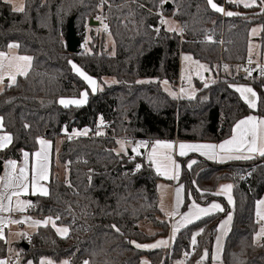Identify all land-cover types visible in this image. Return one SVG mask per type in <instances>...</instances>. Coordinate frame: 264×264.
Here are the masks:
<instances>
[{
    "label": "trees",
    "instance_id": "trees-1",
    "mask_svg": "<svg viewBox=\"0 0 264 264\" xmlns=\"http://www.w3.org/2000/svg\"><path fill=\"white\" fill-rule=\"evenodd\" d=\"M168 2L169 9L157 0H139L142 8L132 0H109L112 7L105 5L102 13L109 20L113 53L111 49L93 48L71 54L65 45L68 23L72 20L80 35L100 12L99 0H24L23 13L14 12L0 0V51L16 43L19 54L32 57L27 76L18 77L0 93L3 131L13 136V143L0 151V161L20 162L21 150L30 155L37 150V138H66L59 155L66 178L58 181L51 175L49 195L33 197L30 214L39 220L59 216L55 224L69 231L59 237L51 225L38 227L27 243H16L20 264H37L40 258L54 262L70 259L73 264L84 258L89 264H139L143 257L148 264H168L167 249L144 251L130 243L166 237L169 227L159 219V177L142 157L118 156L117 141L220 142L229 137L238 120L251 114L264 117V76L260 80L253 77L251 82L260 97L255 110L229 87L243 82L234 75L232 66L247 57L251 27L264 28V8L239 7V15L222 17L207 0ZM214 2L226 10L237 9L224 0ZM129 10L133 15H128ZM160 13L170 16L177 28L184 29L183 34L167 31L166 25L159 23ZM154 27L160 28L158 34ZM258 42L263 52L264 31ZM181 53L208 65L216 77L207 88L197 83L194 99H174L160 88L164 80L177 84ZM70 61L99 83L103 78H113L117 83L104 85L102 91L93 94ZM143 79L149 82L137 83ZM84 91L89 95L83 106L60 105L61 98H79ZM101 117L104 126L98 127ZM25 124L30 127L25 128ZM85 129L89 130L87 135L69 140L73 131ZM98 130L104 134L96 135ZM244 173L250 177L241 179ZM221 181L233 184L234 199L221 263L264 264V244L253 242L257 231L255 203L264 193V157L224 165L200 160L190 170L183 168L179 182L184 185L186 204L191 196L201 205L220 201L225 209L177 231L171 243V261L189 254L191 238L200 232L185 264H198L205 250L208 256L203 264H211L217 226L228 212L224 199L213 194ZM141 221H149L161 231L147 236L138 230ZM3 257L4 245L0 243Z\"/></svg>",
    "mask_w": 264,
    "mask_h": 264
},
{
    "label": "snow or ice",
    "instance_id": "snow-or-ice-1",
    "mask_svg": "<svg viewBox=\"0 0 264 264\" xmlns=\"http://www.w3.org/2000/svg\"><path fill=\"white\" fill-rule=\"evenodd\" d=\"M5 3H10V0H4ZM133 3H137L139 7H144V5L139 4V0H132ZM157 2L163 6L164 3L168 2V0H157ZM228 3L235 4L237 6L242 5L244 8H252V7H261L264 8V0H227ZM207 4L210 6L212 10L217 13H221L225 16L232 17L235 15H239V13H234L232 11H225V9L221 6H218L214 0H207ZM107 5L109 8L112 5L109 3V0H99V4L97 7L103 12V9ZM123 7V6H121ZM14 12L23 13L25 11L24 5H20L19 7H13ZM129 16L133 15L131 10L128 13ZM161 16L159 21L162 25H167V31L170 32H178L183 34V28L173 27L169 20L163 18L162 13L158 14ZM97 20H100L101 23L104 22L105 17L97 16ZM103 27L105 31H108V24L103 23ZM153 30L158 34L160 32V28L154 27ZM264 31V28L257 29L253 28L251 30V35L255 37L259 32ZM109 35L111 33L109 32ZM209 42H212L211 36L207 37ZM19 45L16 43H12L8 45L9 50L18 48ZM256 46L253 45L251 42L249 43L248 47V60L247 63L252 65L255 63L253 61L252 56L254 52V48ZM184 60H192L190 56H184ZM32 57L30 56H21V55H11L10 52H2L0 51V84H3L5 78H7L11 83L14 84L16 82L17 76H27L28 70L31 67ZM194 64L197 65V75H200V72H210L211 69L199 61H192ZM69 63H72L71 61ZM72 68L76 71V73L88 84L91 88L92 93L94 94L99 85L95 79L91 76L87 75L83 72L77 65L72 63ZM225 71H228V66H224ZM239 70V69H238ZM259 73L261 76H264V66H259ZM244 71L247 73V77H252L253 69L252 68H244ZM246 77V78H247ZM183 79V77H182ZM203 79V77H201ZM146 81H137V83H145ZM188 82L191 83V76L188 77ZM112 83H117V81H112ZM163 85L167 86L169 81L164 80L161 82ZM215 83V81H213ZM204 87H209L208 83H204ZM229 87H233L236 92L240 94L241 99L250 109H257L258 102L260 101V97H258L256 91L250 86H235L229 84ZM99 90H103L99 88ZM169 95H172L173 98H183V96H177L176 93L172 92L170 89ZM185 89L182 87L180 89V93H184ZM89 93L84 91L81 93L82 99H65L61 98L59 103L68 108L70 106L81 107L87 103ZM189 99H193L194 95H189ZM104 126L103 118H100V125L98 127ZM4 122L3 118L0 117V132L4 130ZM30 127L29 125L25 124V128ZM65 134H67V129L65 128ZM88 129L83 131H73L71 135H69V139L72 137H79L88 134ZM102 131H97L96 135H103ZM40 148L39 150L35 151L32 156V163H31V176H29V161H30V154L27 151H22L23 156V164L22 166L17 165L16 160H8L4 166V174L0 176V213H12V212H19L23 213L28 208L32 207L33 204L31 201L24 200L21 197L25 195H40V196H48L49 190L44 183L48 181L50 176V149H51V142L44 139V138H37L36 141ZM13 143V136L4 132L0 135V151L7 149ZM117 143L120 145V150L116 152L119 156L121 152L125 155L128 154L126 145L132 143L127 140H118ZM149 147L148 142L140 141L136 142L131 147V152L135 154V156H141L142 153L140 151L141 148L147 149ZM176 147L173 143L163 142V141H155L151 145V151L148 154V160L150 163L154 164L156 167V172L158 175H163L167 179H178L179 177V168L180 165L176 163L173 159L172 150ZM179 148V155L184 156L188 152H198L201 156L206 157L209 160L217 161L220 163H225L232 160H251L255 158V155L258 154L260 157H264V117H257L255 115H249L246 118H243L235 123L232 129V135L230 139L223 141L222 143L216 144H192V143H180L178 145ZM134 159V157H132ZM197 161L193 160L188 164V167L191 168L192 165L196 164ZM141 165L136 166V170L139 171ZM69 187L72 185L69 183ZM233 185L227 184L222 185L220 189L213 193L214 195H221L226 194L227 200L229 204H233L232 196L230 195L232 191ZM200 191L199 189H197ZM183 191V186H180L176 190L177 194V208L179 207V198L180 193ZM203 195V193H202ZM15 198V200H14ZM7 202V203H5ZM14 202V207H13ZM213 210L218 212H223L224 208L221 207L218 203H212L209 207H201L195 201L192 202L191 208L189 212L182 217L181 224L187 226L188 224L192 223L194 220H198L201 218L202 215L207 216L212 214ZM257 223L264 222V199H261L257 202L256 205V212H255ZM60 217L56 216L48 217L43 221L40 220H31L30 217H25L24 220L21 219H8L6 221L7 224H21L25 223L26 221H31V227H38V226H45L47 227L49 223H52V226L56 228L58 234H66L68 233L69 229L67 227H56L55 221L59 220ZM232 220V215L229 214L218 227V231L226 229V226ZM5 224V219L3 216H0V240H6V237L3 232V225ZM115 231L119 232L120 229L116 225H112ZM178 227H174L173 230V237L176 234ZM25 235V234H20ZM196 235H200V232H197ZM261 237H264V225L261 226L259 232L256 235V239L259 240ZM221 242V236L217 237V246L219 250ZM130 243L134 244L137 248H157L160 246H167L168 241H158L156 244L152 245H140L135 241H130ZM192 244H196V236L194 235L192 238ZM208 256L207 250H205L204 255L201 258V261H198V264H203V260ZM0 264H10L8 260L0 259ZM29 264H32L29 261ZM41 264H52L51 261L42 260ZM66 264V262H65ZM84 264H89L88 261H85ZM146 264V262H145Z\"/></svg>",
    "mask_w": 264,
    "mask_h": 264
},
{
    "label": "crops",
    "instance_id": "crops-1",
    "mask_svg": "<svg viewBox=\"0 0 264 264\" xmlns=\"http://www.w3.org/2000/svg\"><path fill=\"white\" fill-rule=\"evenodd\" d=\"M3 1V0H2ZM4 2V1H3ZM10 6H11V9L13 10L12 8V3L10 1V3H8ZM89 23V22H88ZM87 23V25H88ZM175 25V23H174ZM99 26V25H98ZM98 26H91V27H98ZM90 27V26H88ZM167 27V26H166ZM86 31V30H85ZM113 41V40H112ZM12 44V43H11ZM8 50L9 48H7V50L5 51H2V52H6L8 53ZM10 54L12 55H21L18 53L17 51V48L16 49H12V50H9ZM111 53H113V50L111 49ZM21 56H27V55H21ZM179 60H180V57H179ZM74 70V69H73ZM29 71V70H28ZM75 74L76 71L74 70ZM179 70H178V79H179ZM78 75V74H77ZM79 76V75H78ZM18 77H23V76H17ZM80 77V76H79ZM81 78V77H80ZM82 79V78H81ZM95 79V78H93ZM177 79V81H178ZM83 80V79H82ZM96 80V79H95ZM84 81V80H83ZM97 81V80H96ZM104 81V83H103ZM115 81V80H114ZM85 82V81H84ZM11 82L5 78V81L3 84H0V93L6 88V87H9L8 85L10 84ZM86 83V82H85ZM98 85H99V88H103L104 85H109V84H114L111 82V80H108L107 78H103L102 79V83H99L97 81ZM87 84V83H86ZM100 84H102L103 86L101 87ZM13 85V84H11ZM88 86V84H87ZM99 88L97 91H99ZM233 88V87H232ZM88 89L89 91L92 93L91 91V88L88 86ZM234 89V88H233ZM96 91V92H97ZM95 92V93H96ZM65 99H82L81 95L79 98H65ZM61 105V104H60ZM253 115V114H251ZM249 116V115H248ZM256 116V115H255ZM247 117V116H246ZM244 117V118H246ZM259 117V116H257ZM243 119V118H242ZM241 120V119H240ZM239 121V120H238ZM237 121V122H238ZM235 125V124H234ZM234 127V126H233ZM233 129V128H232ZM83 131V130H82ZM4 133V131L0 132V135H2ZM231 135H232V131H231V134L229 135L228 138L220 141V142H211V141H180V140H159V141H163V142H169V143H173L174 145H176V147L172 150V155H173V159L176 161L177 164L180 165V168H179V177L178 179H167L165 178L163 175H158L157 172H156V167L154 164L150 163L149 160H148V154L149 152L151 151V145L157 141V140H153V141H148V140H135V139H119V140H127V141H130L132 142L131 145L133 146L136 142H140V141H146L148 142L149 144V147L147 149L145 148H141L140 151L142 153L141 156H137V157H142L146 166H148L149 164V168H151L155 173L156 175L159 177V181L157 182V194H158V209L161 213V216H160V221H163V222H166L168 224V227H169V232H168V235L166 237H161V238H167V241H168V252H169V249L171 248V243H172V239H173V230H174V227H178V230H181L182 228L186 227L184 225L181 224V221H182V217L183 215L187 214L191 208V204L192 202L194 201L192 199L191 196H189V202L186 204L185 200H186V192H185V189H184V185L182 183L179 182V178H180V174L183 170V168L187 169V170H190L192 169L200 160L201 161H204L206 163H212V164H218V165H224V164H228V163H233V162H237V161H246V160H232V161H228V162H225V163H220V162H217V161H213V160H209L207 159L206 157L204 156H201L198 152H188L186 155L184 156H180L179 155V148H178V145L180 143H192V144H220L222 143L223 141L227 140V139H230L231 138ZM45 139V138H44ZM65 137H57L55 138L54 140H48L51 142V149H50V176H49V179L51 177V175H54V177L57 179V180H60V181H63L65 178H66V170H65V167L63 164H61V162L59 161V155H60V152H61V149H62V145H63V142L65 141ZM40 148V145L38 144V147H37V150H39ZM36 150V151H37ZM116 151V149H115ZM129 151V150H128ZM131 153L132 156H135L134 153H132L131 151H129ZM34 153V152H33ZM32 153V154H33ZM121 154H123L121 152ZM260 156L258 154L255 155V158H259ZM197 161L196 164L192 165L191 168L188 167V164L191 162V161ZM8 161V160H7ZM7 161H2V164H1V167H2V170H1V173L0 174H4V166L6 164ZM31 163H32V156L30 155V161H29V176H31ZM23 164V156L21 157V160L20 162H17V165L18 166H22ZM61 170V172H60ZM60 172V173H59ZM62 174V180L60 179V175ZM49 179L48 181H45L44 183L46 184L47 188H48V182H49ZM227 184H232L231 182L229 181H221L217 184V187H216V190L215 192H217L220 187L222 185H227ZM233 185V184H232ZM180 186H183V191L180 193V198H179V207L177 208V194H176V190L177 188H179ZM200 190V189H199ZM199 193H204L203 191H198ZM230 195L232 196V199H233V188H232V191L230 193ZM264 195V194H263ZM35 196H40V195H25L23 197H21L22 199L24 200H28V201H33V197ZM219 197H222L225 201V205L226 207L228 208V212L226 213V215L222 218V220L219 222L218 226H217V230H216V234H215V238H214V242H213V248H212V260H214V262L216 263H221L222 262V254H223V248H224V243H225V239L230 231V228H231V224H232V220L229 222V224L226 226V229L224 230H220L218 231V227L219 225L224 221L226 220L227 216L229 214L232 215V211H233V206H234V199H233V204H229L228 203V200H227V195L226 194H221V195H217ZM41 197H44V196H41ZM263 197V196H262ZM15 200V198H14ZM259 200L256 201L255 203V212H256V205H257V202ZM7 203V202H5ZM197 203V202H196ZM212 203H218L221 205V207H224L223 203H221L220 201H216V200H213L211 202H209L208 204H205V205H201V204H198L199 206L201 207H209ZM14 202H13V207H14ZM32 207L28 208L25 212L23 213H19V212H12V213H0V216H3L4 219H5V224L3 225V232H4V235L6 237V240H0V243L4 245V257L3 258H0V259H4L5 260V257L6 256H12V257H15L16 258V254L18 253V249L16 248V243L21 239V238H29L31 237V235L36 231V229L38 227H31L30 226V220L29 221H26L25 223H21V224H7L6 221L8 219H21V220H24L25 217H30L31 220H39L35 217H33L31 214H30V209ZM217 213H221V212H218V211H215L213 210L212 214L210 215H213V214H217ZM210 215H207V216H210ZM255 216V221L257 223V218H256V215ZM203 217H206L204 215L201 216V218ZM200 218V219H201ZM233 219V217H232ZM199 220V219H198ZM40 221H43V220H40ZM195 221L197 220H194L192 223H194ZM190 223V224H192ZM258 224V223H257ZM49 225L52 226V223L50 222ZM189 225V224H188ZM187 225V226H188ZM43 226V225H41ZM25 227L29 228L30 232H26L25 231ZM53 227V226H52ZM56 227H58V225H56ZM137 227H138V230L141 231L143 234L147 235V236H153L155 234H158L161 229L159 227H156L155 225H153L151 222L149 221H141L137 224ZM53 229L55 230L56 232V229L53 227ZM176 231V232H177ZM259 229H257V232L255 233L254 237H253V242L256 244V245H260V244H257L255 242V236L257 235ZM197 233V232H196ZM196 233L193 234V236L195 235L196 236V240H197V237L198 235H196ZM20 234H25V235H20ZM57 234V232H56ZM58 235V234H57ZM67 235V233H66ZM65 235V236H66ZM59 236V235H58ZM192 236V238H193ZM218 236H221V242H220V246H219V250H218V246H217V237ZM59 237H64V236H59ZM160 238V237H158ZM192 238H191V241H190V252L189 254H185V256L183 257L184 261H186L187 257L193 253L194 251L193 248L195 247V245L192 244ZM139 244V243H138ZM152 244H155L154 242H148V243H145V244H140V245H152ZM141 250H144V251H151V250H155V249H159V247L157 248H139ZM172 250V248H171ZM146 258V257H145ZM17 259V263L15 264H18V258ZM147 259V258H146ZM180 260V259H179ZM63 262H66V260H62ZM174 261V260H173ZM171 261L169 264H172ZM61 262V261H60ZM147 262H148V259H147ZM28 263V262H27ZM26 263V264H27ZM67 264V263H66ZM148 264V263H147Z\"/></svg>",
    "mask_w": 264,
    "mask_h": 264
},
{
    "label": "rangeland",
    "instance_id": "rangeland-1",
    "mask_svg": "<svg viewBox=\"0 0 264 264\" xmlns=\"http://www.w3.org/2000/svg\"><path fill=\"white\" fill-rule=\"evenodd\" d=\"M4 1V0H3ZM11 3H12V8L15 6V7H19L20 5H24V0H10ZM225 3L233 6V7H236L237 9H233V8H229V9H225L224 5H218V6H221L225 9V11H232L234 13H239V10L238 8L241 7V8H244L242 5L240 6H237L235 4H231V3H228L227 0H224ZM259 0H257V3ZM261 9V7H259ZM101 12V10H100ZM98 12V13H100ZM97 13V14H98ZM96 14V15H97ZM221 15V13H219ZM163 18L169 20V22L171 23V25L173 27H176L174 25V23H176L170 16H164L163 15ZM167 26V25H166ZM168 27V26H167ZM253 28H257V29H261L259 25H253L249 31V41H248V46H247V57L245 60H248V47H249V43L251 42L253 45H255L256 47L254 48V52H253V56H252V59L253 61L255 62H258V63H262L264 64V51L262 52L261 49H260V44L258 42V37H259V34L260 32L255 36L253 37L251 35V30ZM86 30V31H85ZM85 30L84 32H81L79 37H82L81 39V47H82V50L85 51V52H90L93 48H98L100 50H110L111 48L113 49V41H112V38L111 36L109 35L108 31H105L104 30V27L103 25H100L98 27H88V25L85 26ZM8 53H9V50H8ZM12 55V54H11ZM190 56L192 57L191 55L189 54H185V53H181L180 54V60H179V79L177 81V84H172V83H169L167 86L163 85L161 82H160V88L162 90H164V92H166L168 95H169V91L166 90L167 89H170L172 92L176 93L177 96H183V98H179V99H189L188 96L189 95H194V98L198 92V88H197V83L201 84L204 87V83H208L209 86H211L213 83V81H216V77L214 76L213 72L210 71V72H203L201 71L200 72V75L198 76L197 75V65L194 64L192 61H197V60H194L192 58V60H184L183 57L184 56ZM201 63V62H200ZM204 64V63H203ZM206 65V64H205ZM208 66V65H207ZM209 67V66H208ZM227 74L230 73V68H228V71H226ZM235 73V72H234ZM235 75V74H234ZM191 76V83L188 82V77ZM183 77V79H182ZM201 77H203V79H201ZM262 76L259 75L255 78V80H260ZM108 80H111L114 81L113 78H107ZM141 81H146V82H149L148 79H143ZM242 83H237V84H232V85H235V86H250L254 89L253 85L251 84L252 81H254L253 78L251 79H242ZM104 83V81H103ZM102 83V84H103ZM100 84V86L102 87L103 85ZM184 88L185 89V92L184 93H180V89L181 88ZM232 88V87H231ZM233 89V88H232ZM263 91H264V85L262 87ZM235 91V89H233ZM255 90V89H254ZM236 92V91H235ZM238 94V96L240 97V94L238 92H236ZM170 97L173 98L172 95H169ZM193 98V99H194ZM175 99H178V98H175ZM241 99V97H240ZM242 100V99H241ZM243 101V100H242ZM244 102V101H243ZM253 110V109H252ZM124 139V138H123ZM131 143L126 145V148H127V151H131ZM120 150V145L117 143V146H116V152ZM128 151V152H129ZM123 153V152H122ZM124 154V153H123ZM148 167V166H147ZM61 172V170H60ZM59 172V173H60ZM3 174H0V176H2ZM60 179L62 180V174L59 176ZM60 181V180H58ZM264 194V193H263ZM263 197H261L259 200L261 199H264V195H262ZM264 225V222H261V223H258L257 224V229L260 230L261 226ZM58 227H65V226H58ZM56 229V228H55ZM30 229L25 227V231L28 232ZM30 232V231H29ZM57 232V231H56ZM257 232V231H256ZM259 232V231H258ZM58 234V233H57ZM59 236H65L66 234H58ZM161 240H164V241H167V238H156L154 239L153 241L151 242H154L155 244L158 242V241H161ZM20 242L24 241V242H28L27 238H21L19 240ZM255 242L257 244H264V237H261L259 240L256 239V236H255ZM145 244V243H144ZM171 247H172V244H171ZM159 249H167L168 250V245L167 246H160ZM16 258H18V264H20V261H21V257H20V251L18 250V253L16 254ZM42 260H46V261H51L52 264H65V262L61 261V262H54L48 258H40L37 262V264H41V261ZM146 264L148 263L147 262V259L145 257H143L140 261L139 264ZM170 262V261H169ZM16 263H17V259H16ZM29 264V262L27 263ZM172 264H185V261L183 258H181L180 260L177 259V260H174L172 262ZM211 264H222V263H216L214 262V260H212L211 258Z\"/></svg>",
    "mask_w": 264,
    "mask_h": 264
},
{
    "label": "built area",
    "instance_id": "built-area-1",
    "mask_svg": "<svg viewBox=\"0 0 264 264\" xmlns=\"http://www.w3.org/2000/svg\"><path fill=\"white\" fill-rule=\"evenodd\" d=\"M97 16L105 17L106 19H104V22H103V23H106V24H108V26H109V20H108V17H107L106 15H104L102 12L98 13V14L93 18V21H94L95 23H97L99 26H100V25H103V23H101L100 20H97V19H96ZM162 16H163V15H162ZM221 16L224 17L223 14H221ZM219 43L222 44V41H220ZM259 66H264V64H262V63H258V62H255V63H253L252 65H249V64L247 63V60H243V61H240V62H238V63L233 64L232 68H233V70H234V72H235V75L238 76L239 78H241V79H251V78H253V77H257V76L261 75V74L259 73V70H258V69H259ZM244 68H252V69L254 70V71H253V75H252V77H247V73L244 71ZM238 69H239V70H238ZM246 77H247V78H246ZM68 138H69V136H68ZM76 138H77V137H72V138L69 139V140L72 141V140H74V139H76ZM148 166H149V164H148ZM249 177H250V174H249V173H244V174L241 175V179H243V180H245V179H247V178H249ZM27 240L29 241V240H30V237L27 238ZM192 251H194V248H193ZM171 253H172V250H171V248H170V249H169V252H168V261H170V262H171V258H170ZM5 260H8V261L10 262V264H15V263H16V258H15V257H12V256H6V257H5ZM85 261H87L86 258L82 259V260L79 261L77 264H84ZM170 262H168V264H169ZM66 263H67V264H73L72 261H71L70 259H67V260H66Z\"/></svg>",
    "mask_w": 264,
    "mask_h": 264
},
{
    "label": "water",
    "instance_id": "water-1",
    "mask_svg": "<svg viewBox=\"0 0 264 264\" xmlns=\"http://www.w3.org/2000/svg\"><path fill=\"white\" fill-rule=\"evenodd\" d=\"M165 8L169 9L171 8V4L170 2H166L165 3ZM98 26L97 23H95L93 21V19H91L88 23V26ZM65 45H66V49L68 51V53L71 54H77L82 50L81 47V38L79 37V35L76 33V30L74 28V24L73 21L71 20L68 25H67V29H66V35H65ZM129 155H131L130 152H128ZM2 162L0 161V173L2 170L1 167ZM23 247L27 248L28 244H21Z\"/></svg>",
    "mask_w": 264,
    "mask_h": 264
}]
</instances>
